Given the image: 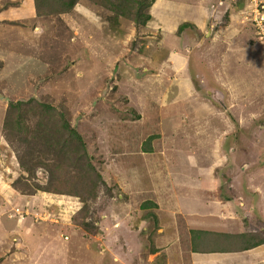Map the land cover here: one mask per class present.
Returning <instances> with one entry per match:
<instances>
[{"label": "rangeland", "instance_id": "1", "mask_svg": "<svg viewBox=\"0 0 264 264\" xmlns=\"http://www.w3.org/2000/svg\"><path fill=\"white\" fill-rule=\"evenodd\" d=\"M258 1L0 0V264H189L204 199L264 242Z\"/></svg>", "mask_w": 264, "mask_h": 264}, {"label": "crops", "instance_id": "2", "mask_svg": "<svg viewBox=\"0 0 264 264\" xmlns=\"http://www.w3.org/2000/svg\"><path fill=\"white\" fill-rule=\"evenodd\" d=\"M213 184V181L210 183V185ZM192 198V197H189ZM204 209L198 210V208L195 207L193 209V212H191V216L193 217L192 223L187 224V245L185 246L182 241L178 239H174L173 242L177 243V247L183 246V248L187 247L186 250L188 251V258H189V264H264V242L262 244H259L255 247L242 250V251H207V252H194L191 250L192 247V235L190 232L192 230H201V231H207V232H213L218 234H238V233H244V231L233 229L238 228L236 224V219L238 216L233 212L230 213L228 208L226 206H222L221 202L217 203L215 200H202ZM219 202V201H218ZM181 204V203H180ZM182 205V204H181ZM231 206V204H230ZM199 212H201L199 214ZM189 214V213H188ZM187 215L183 214V217ZM199 216L206 217V218H217V220L221 223H223L225 226L224 228L219 231L212 230L211 224H199ZM197 217V218H196ZM186 218V217H185ZM238 220V219H237ZM185 221H188L186 218ZM235 223V226H232V224ZM190 225H192L190 227ZM164 238V237H163ZM159 239V238H158ZM162 240V238H161ZM166 242L168 241L165 239ZM160 241V240H159ZM156 248L159 247V245L155 246Z\"/></svg>", "mask_w": 264, "mask_h": 264}, {"label": "trees", "instance_id": "3", "mask_svg": "<svg viewBox=\"0 0 264 264\" xmlns=\"http://www.w3.org/2000/svg\"><path fill=\"white\" fill-rule=\"evenodd\" d=\"M53 1L58 5L61 4V10H66L71 8L77 0H68L61 3H58V0ZM75 135L79 137L77 133ZM148 150H150V147H147L146 151ZM151 205L154 206L152 202L146 201L141 206L145 208ZM190 234L192 235L191 250L194 252L242 251L263 243L262 239L256 238L250 233L218 234L201 230H192ZM214 245L216 248H214Z\"/></svg>", "mask_w": 264, "mask_h": 264}, {"label": "built area", "instance_id": "4", "mask_svg": "<svg viewBox=\"0 0 264 264\" xmlns=\"http://www.w3.org/2000/svg\"><path fill=\"white\" fill-rule=\"evenodd\" d=\"M253 1L256 2V0ZM258 2H259V6L263 8V6H261L262 0ZM249 23H250L249 26H251V28L254 29V26L257 28V31H255V36L259 41H261L264 44V15H261L259 19L254 18L253 20H250Z\"/></svg>", "mask_w": 264, "mask_h": 264}, {"label": "water", "instance_id": "5", "mask_svg": "<svg viewBox=\"0 0 264 264\" xmlns=\"http://www.w3.org/2000/svg\"><path fill=\"white\" fill-rule=\"evenodd\" d=\"M216 101L219 103V105L224 107L223 101H222V95L220 92L217 93Z\"/></svg>", "mask_w": 264, "mask_h": 264}]
</instances>
